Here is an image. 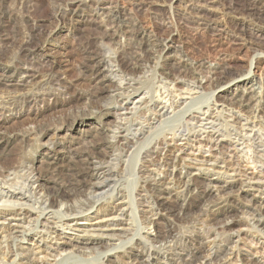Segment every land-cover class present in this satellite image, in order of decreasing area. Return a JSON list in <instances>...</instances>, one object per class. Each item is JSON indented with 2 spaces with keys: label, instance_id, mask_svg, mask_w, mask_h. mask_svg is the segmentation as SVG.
<instances>
[{
  "label": "bare ground",
  "instance_id": "bare-ground-1",
  "mask_svg": "<svg viewBox=\"0 0 264 264\" xmlns=\"http://www.w3.org/2000/svg\"><path fill=\"white\" fill-rule=\"evenodd\" d=\"M205 1L219 5L223 12L232 7L224 3L226 0ZM246 4L242 14L239 11L240 16L254 21L264 15V0H248ZM198 5L190 4L188 8H202ZM118 16L108 11L105 22L114 24L120 19ZM110 30L105 29L99 43L85 39L88 42L83 45V52L87 56L81 78L89 89L79 97L86 98L90 108L71 116L72 122L90 118L93 111L113 116L115 121L102 131V143L90 140L73 146L52 139L40 145L46 146L48 153L56 152L55 147L59 146L67 155L66 173H59L56 163L47 165L53 170L49 177L56 186L53 193L42 185L40 173L34 171L31 159L24 153L26 145L20 147L14 159H0V264H44L48 257L53 258L54 264H194L199 259L198 264H225L231 256L228 245L236 226L246 224L264 236V200L254 195L247 201L240 199L244 202L235 200L238 190L264 194V182L251 183L250 178H244L246 172L241 171L244 166L255 171V175L264 173V81L251 80L250 70L231 79L229 83L234 85L246 82L250 91L243 88L241 95L230 99L228 107L214 100V93L202 94L203 80L208 83L219 74L217 66L208 63L209 60H202L198 66L182 60L180 68H189L190 73L170 74L163 69L165 65L158 71L159 59L151 63L140 48L127 53L129 43H123L117 50L104 44L103 40L113 39L117 32ZM26 33L20 43L16 42L20 46L14 52V58L21 61L14 67L25 66L14 85V89L20 87L14 90V106L41 101L53 85L59 88L66 84L57 74L42 75L39 68L34 69L28 61L34 34ZM153 43L158 46V40ZM255 49L258 53L263 51L260 44ZM24 54L28 59L20 58ZM229 89L226 87L223 92ZM91 98L106 101L95 105ZM244 109H248L247 113ZM40 132L24 128L14 134V139L19 137L24 144ZM204 134L208 141L203 148L200 144L198 151H210L220 146L223 139L232 147L226 154L229 161H223V167L214 165L221 172L199 166L207 165L210 161L207 159L191 158L188 161L198 164L192 166L174 155L172 149L159 158L164 151L161 148L165 135L180 140L186 137L189 141L190 137ZM97 150L100 152L96 153ZM210 173L229 178L204 182ZM137 211L142 223L133 230L131 223L122 217L132 216L135 220ZM236 214L248 217L241 219ZM85 222L90 223L84 225ZM64 229L83 234L65 235ZM124 245L132 253L119 251ZM34 250L44 253L43 260ZM119 254L127 259L121 261Z\"/></svg>",
  "mask_w": 264,
  "mask_h": 264
},
{
  "label": "rangeland",
  "instance_id": "rangeland-1",
  "mask_svg": "<svg viewBox=\"0 0 264 264\" xmlns=\"http://www.w3.org/2000/svg\"><path fill=\"white\" fill-rule=\"evenodd\" d=\"M229 1L226 0L224 3L228 2L227 5L232 6V10L223 12L219 5H212L205 0H0V159H14V155L20 147L26 145L25 155L31 159L30 163L34 171L42 176V185L53 193L56 186L49 179L53 170H49L50 166L47 165L56 163L55 169L61 174L66 173L64 167L68 165L67 155L65 150L59 146L55 147L56 152L48 153L47 147L40 145H44L52 139H54L52 141L67 145L70 143L73 146L90 140L102 143V139H104L101 137L104 136L102 131L113 123V120L115 121L113 116L105 113L100 115L98 111H93V115L84 121L72 122V117L84 109L90 108L89 101L84 97H79L86 89H89L88 83L81 78L83 77L82 73H84L82 67L84 56H87L83 50L88 41L91 43L102 41L100 37L104 35L105 29L106 31L109 28L117 31V34L112 35L113 39L103 40L104 44L108 45L109 48L111 47L110 49L117 50L123 43L130 45V49L125 51L127 53L137 52V48H140L151 63H155L157 58L159 59L158 71H160V67L165 65L163 69L168 70L167 72L170 74L181 73L182 71L189 72V68H180L182 60L187 64L192 63L196 66L202 63L204 59H206L205 61L209 60L208 63L217 66L219 74L208 83L203 80L202 94L214 93V100H218L219 104L224 102L227 106L231 102L230 99L243 93V88L249 93L250 90L246 88V82L234 85L229 81L245 75L248 70H250L249 77L252 78L251 80L264 81V15L261 18L258 17L257 20L250 21L245 16L239 15V11L242 14V7H247L248 0H231V4ZM197 3L202 8H188L190 4L196 5ZM57 6L59 8H56ZM108 11H114L115 15H119L121 22L119 23L118 20L111 25L105 22V14ZM116 25H120V28H116ZM111 32L109 33L111 34ZM138 32L145 35H138ZM25 33L28 36L34 34L33 46L28 48V53H30L28 61L33 63L34 69L38 70L39 68L38 72H41L42 75L46 73L57 74L66 80V84H62L59 88L53 85L57 88L52 87V90L47 91L49 94L41 101L20 102L14 106V90L20 88L14 89V85L23 75L24 70L20 69L25 67H17L21 61L14 58V52H18L20 40L25 36ZM85 39L88 41L86 42ZM154 39L158 40L157 47L153 43ZM259 44L263 47V51L258 53L255 48ZM129 55L124 56L130 57ZM20 58L25 60L28 59V56L24 54L20 55ZM14 65L17 66L14 67ZM226 87L230 88L229 91L223 92ZM90 101H94L93 104L95 105H103L102 103H105L106 100L91 98ZM228 107L231 106L228 105ZM244 111L247 113L248 109H244ZM192 115L199 116L197 113ZM250 115L249 112L248 116ZM65 117L67 118L65 119ZM61 125L64 126L60 127ZM29 127L42 132L39 136H33L32 141L29 139L24 144L21 143L19 137L14 139V134H19L24 128ZM57 127L60 130H56ZM94 134L98 136L96 137ZM165 138V145L161 148L164 151L160 152V159L168 149H172L174 155L186 159V163L192 166H198V164L188 161L191 158L210 160L207 165L199 166L208 170L216 168L215 170L218 172L221 170L214 166L215 163L219 167H223V161H229L226 154L231 152L229 150L232 147L227 139H223L220 146L217 145L210 151L205 149L198 151L200 144L202 148L206 145L207 134L196 138L190 137L189 141L185 140L186 137L180 140L165 135ZM209 146L212 147V144ZM97 152L100 151L97 150ZM31 153H34V156ZM241 165L243 166V164ZM157 167L161 168V165L158 164ZM241 171L246 172L244 178H250L251 183L264 182V173L255 175L253 174L255 171L247 170L244 166L241 167ZM230 174L232 173H228V175ZM219 177L223 180L229 178L221 174L210 173V176L207 177L208 180L204 182H210L209 179ZM238 187L235 191L238 190ZM244 190L236 192V201L250 200L253 195L260 201L264 200V194L245 192ZM138 210L140 211V209ZM139 211H137L135 220L132 216L122 217L124 221L131 223L133 230L137 226L141 227L142 222L140 221L142 220L139 218ZM236 216L241 219L248 217L247 215L244 217L242 214H236ZM89 223L85 222L84 225ZM146 231H141L142 235ZM63 232L65 235L73 236L78 233V235L83 234L67 229H64ZM234 233L235 235L228 245V248L232 249L229 252L231 256L225 264H250L252 262H254L252 264H264V236L256 233L246 224L236 226ZM23 243L26 244V241ZM119 251L132 253L127 245H124L123 249ZM34 252L37 253L38 251L34 250ZM36 255L43 260L44 253L38 252ZM64 256L65 254L58 257L57 260ZM119 256H121V261L127 259L124 255L119 254ZM52 259L48 257L47 263L44 264H54ZM200 261L199 259L193 263L198 264Z\"/></svg>",
  "mask_w": 264,
  "mask_h": 264
}]
</instances>
